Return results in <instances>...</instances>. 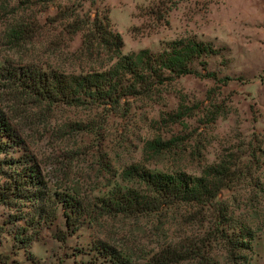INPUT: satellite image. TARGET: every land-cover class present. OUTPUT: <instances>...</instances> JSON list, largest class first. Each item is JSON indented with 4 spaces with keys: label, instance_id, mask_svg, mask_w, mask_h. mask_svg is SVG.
<instances>
[{
    "label": "rangeland",
    "instance_id": "rangeland-1",
    "mask_svg": "<svg viewBox=\"0 0 264 264\" xmlns=\"http://www.w3.org/2000/svg\"><path fill=\"white\" fill-rule=\"evenodd\" d=\"M95 14L108 17L123 53L158 51L179 38L211 44L216 52L202 59L216 77L183 75L115 109L49 105L0 82L2 106L48 188L93 204L122 184L127 165L198 175L223 158L236 173L218 201L234 225L249 230L251 247L235 258L219 243L210 247L201 221L209 214L176 205L138 215L97 210L73 231L57 217L53 225L65 239L47 222L29 246L16 248L10 210L0 205V264H112L98 253V241L132 264H166L168 252L183 254L185 246L196 258L189 253L170 264H264V0H0V64L98 69L109 60L107 48L81 50L83 31L71 33L68 25ZM154 138L173 143L155 153L146 148Z\"/></svg>",
    "mask_w": 264,
    "mask_h": 264
},
{
    "label": "trees",
    "instance_id": "trees-1",
    "mask_svg": "<svg viewBox=\"0 0 264 264\" xmlns=\"http://www.w3.org/2000/svg\"><path fill=\"white\" fill-rule=\"evenodd\" d=\"M68 25L71 33L83 31L81 50H91L94 44L107 48L108 62L98 69L71 73L30 66L13 67L4 62L0 64V82L49 105L115 109L129 98L149 97L165 82L183 75L216 77V73L210 71L202 59L216 52L209 43L179 38L158 51L142 48L123 53L121 36L109 28L108 17L100 18L95 14L82 19L77 16ZM229 79V76L221 77L223 82ZM2 105L0 99V205L10 210L7 216L15 228L9 229V233L16 248L29 246L39 237L41 226L47 222L53 225L57 217L62 218L66 229L73 231L84 220H94L95 216L91 213L97 210L108 214L138 215L184 205L209 214L202 216L201 221L203 235H208L206 240L210 247L215 242L219 243L232 258L244 249H250L249 230L234 225L231 215L227 216L226 209L218 201L219 193L228 187L236 173L223 158L205 166L198 175L179 170L152 171L139 164L127 165L120 172L122 184L97 198L96 203L86 204L74 193H56L48 188L40 164L28 150ZM182 114L179 110L173 117L179 118ZM172 143V139L154 138L148 140L146 148L158 153L169 149ZM53 226L56 229L55 238L65 239L66 233L58 229L57 224ZM97 243L98 253L112 264H132L114 248L102 241ZM185 247L183 254L175 250L168 252L166 264L190 258L189 253L194 252ZM196 256L194 253L193 257Z\"/></svg>",
    "mask_w": 264,
    "mask_h": 264
}]
</instances>
